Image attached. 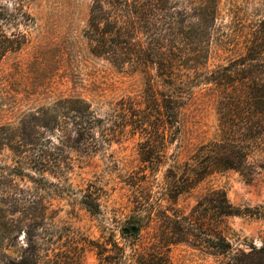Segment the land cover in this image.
<instances>
[{"label":"rangeland","instance_id":"obj_1","mask_svg":"<svg viewBox=\"0 0 264 264\" xmlns=\"http://www.w3.org/2000/svg\"><path fill=\"white\" fill-rule=\"evenodd\" d=\"M93 1L28 0L26 9L36 21L29 43L0 62V165H16L11 148L22 143L24 120L47 114L61 99L82 98L104 115L121 98L143 93L139 74L90 53L83 31ZM180 12L195 22L190 7ZM263 24L264 0H224L211 31L213 53L200 72L226 75L231 86L240 87L247 75L237 65L239 36ZM256 76L264 79V65ZM199 80L181 110L179 129L148 128L114 137L98 132L87 138L89 143L75 144L70 142L78 138L75 133L32 124L39 139L36 161L14 179L19 197L31 202L30 227L2 239L6 253L17 256L32 244L33 264H135L140 254L162 247L171 264H237L238 256V264H264L259 254L264 248V148L254 151L241 171L197 174L200 149L221 134L222 96L216 84ZM212 188L225 189L230 202L249 215L216 221L207 198ZM200 201L203 206L197 208ZM178 222L186 232L179 231ZM215 227L233 246L227 255H215L210 247Z\"/></svg>","mask_w":264,"mask_h":264},{"label":"trees","instance_id":"obj_2","mask_svg":"<svg viewBox=\"0 0 264 264\" xmlns=\"http://www.w3.org/2000/svg\"><path fill=\"white\" fill-rule=\"evenodd\" d=\"M27 2L0 0V62L8 52L20 50L29 43L36 21L26 9ZM223 2L93 1L83 31L90 53L119 69L139 74L145 81L144 91L139 96L121 98L104 115L84 99L68 97L51 106L47 114L33 116L31 121L24 120L20 134L22 143L11 148L16 165H0V264H33L32 244L26 249L21 247L17 256H12L6 253L7 247L1 242L12 233L19 234L25 227H30L27 221L31 215V202L19 197L22 192L14 185V179L24 176V170L32 168L36 161L34 151L39 139L31 132L32 124L37 128H62L64 133H75L78 138L70 141L75 144L89 143L87 138L98 132L114 137L128 132H145L148 128L163 131L179 129L181 110L193 95L192 87L201 83L199 79L204 77L203 81L216 84L221 90L222 96L218 101L221 134L219 139L200 149L204 155L197 174L206 177L222 170L241 171L250 155L264 148V113L260 111L264 106V79L256 76L258 67L264 65V24L254 25L239 36L237 65L244 68L247 75L241 79L240 87L231 86L226 75L216 76L219 73L212 71L210 76L207 71L200 72L206 69L213 53L211 31ZM181 7L192 9L196 15H193L194 23L182 18L185 14L180 12ZM172 187L173 192L178 191L176 183ZM207 198L216 221L249 215L230 202L225 189L212 188ZM202 206L200 201L197 208ZM18 213L24 215L21 221L15 219ZM188 220L185 219V223L188 222L189 226L194 224ZM138 225L141 226L140 221ZM177 228L182 233L186 232L182 223L178 222ZM27 236L31 243L29 232ZM212 237L210 247L215 255L231 252L233 246L222 229L215 227ZM162 249L140 254L135 264H171ZM259 254L264 257V248L259 250ZM240 257L235 258L237 264ZM115 264L122 263L118 261Z\"/></svg>","mask_w":264,"mask_h":264},{"label":"water","instance_id":"obj_3","mask_svg":"<svg viewBox=\"0 0 264 264\" xmlns=\"http://www.w3.org/2000/svg\"><path fill=\"white\" fill-rule=\"evenodd\" d=\"M124 233H125V234H129V233H130V230H129V229H125V230H124Z\"/></svg>","mask_w":264,"mask_h":264}]
</instances>
